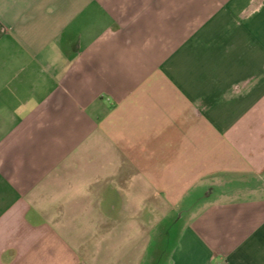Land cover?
Segmentation results:
<instances>
[{"label":"crops","instance_id":"obj_1","mask_svg":"<svg viewBox=\"0 0 264 264\" xmlns=\"http://www.w3.org/2000/svg\"><path fill=\"white\" fill-rule=\"evenodd\" d=\"M0 264H264V0H0Z\"/></svg>","mask_w":264,"mask_h":264},{"label":"rangeland","instance_id":"obj_2","mask_svg":"<svg viewBox=\"0 0 264 264\" xmlns=\"http://www.w3.org/2000/svg\"><path fill=\"white\" fill-rule=\"evenodd\" d=\"M165 249H167V247Z\"/></svg>","mask_w":264,"mask_h":264}]
</instances>
